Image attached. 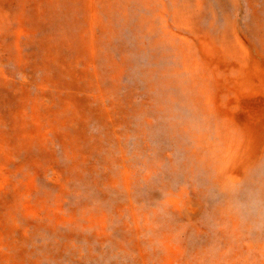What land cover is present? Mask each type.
Returning <instances> with one entry per match:
<instances>
[{"label": "rangeland", "instance_id": "374dc122", "mask_svg": "<svg viewBox=\"0 0 264 264\" xmlns=\"http://www.w3.org/2000/svg\"><path fill=\"white\" fill-rule=\"evenodd\" d=\"M263 127L264 0H0V264H264Z\"/></svg>", "mask_w": 264, "mask_h": 264}, {"label": "bare ground", "instance_id": "6f19581e", "mask_svg": "<svg viewBox=\"0 0 264 264\" xmlns=\"http://www.w3.org/2000/svg\"><path fill=\"white\" fill-rule=\"evenodd\" d=\"M84 2H86V5L88 7H90V5L95 1V0H83ZM180 10H175V13L176 12H179ZM178 35V34H177ZM179 36V35H178ZM177 52L178 53H182L184 52V49L182 46H178V48H176ZM148 71H144L143 74L147 73ZM177 81V79H175ZM180 80V79H179ZM191 82H189V80H187V82L190 84L189 87H188V91L184 94L183 98H184V102L185 104H187V106L189 105L196 117V121L193 122V121H185V122H180L179 120L181 119L179 116L180 114H175L177 119H173V118H170V121L172 120V125L176 126L181 132L185 133L186 130H189L190 131V135L193 137V144H196V147H198V149H200L202 151V155L200 156L201 158L205 159L206 158V164H205V167H209L211 170H212V173H215L214 175L212 174L211 176H207L208 179H210L211 181V184L219 189H220V186L221 188L224 190V191H220L221 193L225 194L226 191H228V189L230 188L229 190V194L231 195L230 198L233 197L234 195V192H235V185H236V181L235 183L232 182L233 184H228V181L227 179L225 178L226 177V174L222 173L221 171L224 170L225 173L228 172L229 169H222L221 168V164L223 161H221V157L220 155L221 154H213L212 156L209 154V147L213 144H211L210 146L209 143L211 141V139L213 138L212 135H211V129L209 131H207V134L206 135H203L204 133H206V131H203L200 132V126H199V122L200 123H205V124H208L212 119H211V113L209 109H211V106L210 105H205L202 101V98L201 97H205L204 95H201L200 94V91L198 89H196V82L193 81V80H190ZM180 86V85H179ZM178 86V88H180ZM182 87V86H181ZM180 90V89H179ZM201 101V103H200ZM200 103V105H199ZM253 106V105H252ZM250 107V106H249ZM262 108V107H261ZM246 110V109H245ZM248 112V110H247ZM259 112V111H258ZM263 112V111H262ZM232 114V113H231ZM248 114V113H247ZM246 115V114H245ZM255 115V114H254ZM257 116H258V113H257ZM183 117V116H182ZM247 117V116H245ZM236 119V118H235ZM242 119V118H241ZM244 119V118H243ZM243 121V120H242ZM197 122H198V125H197ZM212 122H210V125H211ZM241 123V122H240ZM262 122H260L259 124H261ZM196 125H197V128H196ZM243 125V123H242ZM244 126V125H243ZM264 128V127H263ZM224 129H221L220 131L218 130L217 133L215 134V136L221 134H223V131ZM247 130V129H246ZM196 133L194 135H192L191 133ZM248 136V135H247ZM254 136V135H253ZM249 137V136H248ZM252 137V136H251ZM250 138V137H249ZM248 138V139H249ZM264 138V137H263ZM250 140V139H249ZM198 142V143H196ZM246 147L248 146L245 145ZM245 147V148H246ZM248 148V147H247ZM246 148V149H247ZM263 148V147H262ZM245 149V150H246ZM225 150V149H224ZM196 151V150H195ZM260 152V151H259ZM257 153V152H256ZM233 154V152H232ZM242 154V153H241ZM207 155L209 156L208 160H207ZM245 156V155H244ZM258 157V156H257ZM244 158V157H243ZM247 158V157H246ZM239 159V158H238ZM242 159V158H241ZM249 160V158L247 159ZM221 161V163H220ZM245 161V160H244ZM241 162V161H240ZM239 162V163H240ZM248 162V161H247ZM238 165V164H237ZM246 166V165H245ZM240 167V166H239ZM235 169V168H234ZM208 171V170H207ZM233 171V170H232ZM238 171V170H237ZM220 172L219 174V179H216L217 176L216 174ZM231 173V172H230ZM244 173V172H243ZM240 174V173H239ZM195 175V174H194ZM229 177L232 179V180H235L236 179V176H234V174H230ZM204 180H205V176H204ZM238 180V179H237ZM209 181V183H210ZM235 184V185H234ZM226 188V190L224 189ZM189 207V206H188ZM192 208V207H191Z\"/></svg>", "mask_w": 264, "mask_h": 264}]
</instances>
